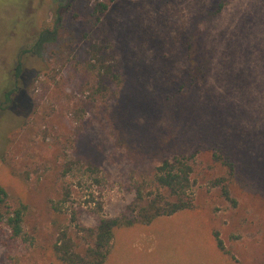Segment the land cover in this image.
Masks as SVG:
<instances>
[{"label": "rangeland", "instance_id": "374dc122", "mask_svg": "<svg viewBox=\"0 0 264 264\" xmlns=\"http://www.w3.org/2000/svg\"><path fill=\"white\" fill-rule=\"evenodd\" d=\"M96 1L108 5L99 20ZM220 1L0 0V184L26 204L29 236L13 240L0 223V264H52L73 211L86 226L124 214L135 183L176 155L195 160L193 208L119 229L104 264H264V0H229L215 15ZM86 33L124 75L102 107L76 108ZM216 149L236 161L235 202L214 184L229 177ZM78 156L100 162L99 181L63 176Z\"/></svg>", "mask_w": 264, "mask_h": 264}, {"label": "trees", "instance_id": "16d2710c", "mask_svg": "<svg viewBox=\"0 0 264 264\" xmlns=\"http://www.w3.org/2000/svg\"><path fill=\"white\" fill-rule=\"evenodd\" d=\"M77 1V0H72ZM229 0H222L218 4L215 15L227 5ZM108 5L102 1H96L93 5V15L100 19ZM92 16V14H91ZM62 16H59L61 21ZM88 40L86 57L76 61L75 68L81 70L84 82L81 87L82 95L78 96L76 108L102 107L114 93L113 86H121L124 75L119 61L111 50V46L98 40H93L90 34H85ZM44 35L41 36L43 39ZM32 48L29 52H33ZM200 71L205 76L206 64L200 59ZM25 61L18 59L15 68V79L12 86L4 93L5 101H9L11 94L15 92L18 78L23 74ZM181 108V107H180ZM68 142H71L69 140ZM214 160L220 161L228 170V176H219L214 184L221 187L222 195L233 202L230 182L236 179V161L226 154H221L217 149L214 152ZM194 163L192 156L176 155L167 158L158 165L149 177L144 181L135 183L136 196L129 205L127 212L115 217L99 215L93 226L84 225L77 213L72 212L70 224L59 228L56 239L51 243L49 257L52 264H104L108 259L113 239L116 232L123 227L136 224H150L161 216H169L180 211L192 209L194 206ZM100 162L97 159L82 156L67 159L63 164V176L89 174L96 176L99 181ZM147 187L150 189L148 190ZM66 190V194H67ZM66 198L54 205V209L63 213ZM27 206L19 203L14 205L10 201L9 192L0 184V223L8 227L10 238L13 240L29 241L25 231L24 221ZM217 247L226 256L234 261L236 258L229 250L225 249L224 242L216 234Z\"/></svg>", "mask_w": 264, "mask_h": 264}]
</instances>
